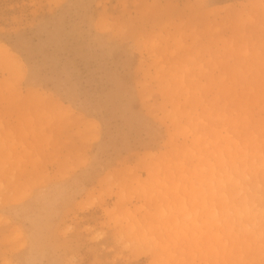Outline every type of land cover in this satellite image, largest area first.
Instances as JSON below:
<instances>
[{
	"label": "rangeland",
	"instance_id": "rangeland-1",
	"mask_svg": "<svg viewBox=\"0 0 264 264\" xmlns=\"http://www.w3.org/2000/svg\"><path fill=\"white\" fill-rule=\"evenodd\" d=\"M0 264H264V0H0Z\"/></svg>",
	"mask_w": 264,
	"mask_h": 264
},
{
	"label": "bare ground",
	"instance_id": "bare-ground-1",
	"mask_svg": "<svg viewBox=\"0 0 264 264\" xmlns=\"http://www.w3.org/2000/svg\"><path fill=\"white\" fill-rule=\"evenodd\" d=\"M5 50V49H4ZM5 52H6V50H5ZM233 173L232 172H230L229 173V175H228V178H227V180H224L221 184L222 185H225V186H229V192H230V195L231 196H234L236 193H238L239 191H240V187L237 185V181H239L238 179L237 180H235L236 179V177H234L235 175H233V178H231V180H230V176L232 175ZM244 198H245V196H244ZM242 199V201H241V203H243L242 204V209H241V211H247L248 210V208L250 207V206H248L249 204L247 203V200L246 199Z\"/></svg>",
	"mask_w": 264,
	"mask_h": 264
}]
</instances>
